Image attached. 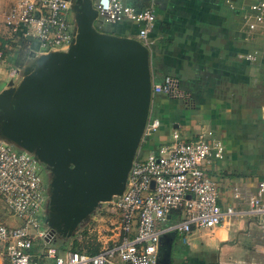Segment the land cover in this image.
I'll list each match as a JSON object with an SVG mask.
<instances>
[{
    "label": "built area",
    "instance_id": "2783aa9c",
    "mask_svg": "<svg viewBox=\"0 0 264 264\" xmlns=\"http://www.w3.org/2000/svg\"><path fill=\"white\" fill-rule=\"evenodd\" d=\"M7 1L8 8L0 14V30L26 39L28 52L32 50L34 55L61 50L71 42L74 34L67 0ZM148 1L146 7L136 9L122 0H94L93 8L105 23H136L138 41L151 54L154 41L149 32L156 16L153 0ZM243 2L240 31L246 42L256 45L236 57L256 63L264 58V0ZM4 62L0 49V68ZM150 89L151 96L171 94L174 81L168 75L157 80L152 74ZM158 124V119L148 116L123 191L104 205L105 227L94 228L99 234L94 253L45 244L38 215L44 187L36 161L0 143V201L8 213L21 220L16 227L0 222V264H156L162 234L178 233L181 242L188 243L184 234L192 228L212 231L247 215L258 217L256 231L264 239V179L254 188L245 183L232 184L229 194L235 207L226 203L216 181L207 173L222 158L221 140L211 129L200 126L191 138L181 139L173 130L168 142L145 149ZM259 252V260L237 264H264V246Z\"/></svg>",
    "mask_w": 264,
    "mask_h": 264
},
{
    "label": "water",
    "instance_id": "95a60500",
    "mask_svg": "<svg viewBox=\"0 0 264 264\" xmlns=\"http://www.w3.org/2000/svg\"><path fill=\"white\" fill-rule=\"evenodd\" d=\"M67 1L71 42L30 50L0 89V137L48 167L42 219L48 235L64 238L122 193L150 112L152 75L138 40L98 32L90 0ZM173 235L160 236L156 264H171Z\"/></svg>",
    "mask_w": 264,
    "mask_h": 264
},
{
    "label": "crops",
    "instance_id": "0c3cea01",
    "mask_svg": "<svg viewBox=\"0 0 264 264\" xmlns=\"http://www.w3.org/2000/svg\"><path fill=\"white\" fill-rule=\"evenodd\" d=\"M243 1L245 0H222L221 2L215 0H153L155 16L158 14L159 17L155 18L156 21H154L149 36L151 37L154 33V39L161 43V48L157 50L153 46L152 51L154 50V55L157 57L153 67L155 73L152 74L157 80L171 74L174 77L170 76L174 81V94L181 95L179 97H168V94L163 93L155 95L157 102L154 103V108H158L162 118L159 119L150 114L151 117L158 119L159 124L157 130L148 139L147 148L159 144L156 139L163 136L162 131L159 130L161 125H168L169 118H171V121H173L172 119H186V110L191 108L189 102L192 103L191 106L193 107L195 103L200 102L202 99L203 102H206L205 108L208 110L206 115L211 120L208 127L200 124L198 128L204 126L212 131L213 128H216L220 140L221 138L224 140L231 139L232 145L236 147V150L231 152L232 155L230 156L232 165H239L241 162L244 163L250 159L256 161L260 155L264 159V136L261 135L264 125L260 121L264 117V104L259 107L260 122L254 120L251 123L245 121L246 118L243 117L244 113L242 112L246 107H237L231 111L235 104L239 106V102L236 103V101H239L238 98L229 100L220 96L225 92L231 94L235 91L237 93H234L233 96L235 94L244 95L245 61L238 59L236 56L237 53L243 52L256 44L252 41L246 42L244 33L240 31V8L244 3ZM122 2L132 5L134 0H122ZM202 4L206 7H203ZM111 25L115 31L122 34H136L138 27L136 23L127 20ZM7 59L9 62L13 60V57ZM161 66H164L163 73L158 74L156 70H160L161 68L158 67ZM256 66L262 68L264 62L260 60L256 62ZM189 71L192 73L190 80L183 75L184 72ZM0 74L5 75L3 65L0 68ZM255 76L261 78L262 75L257 73ZM177 79L182 81V88L178 87ZM191 83L195 84L193 88L190 86ZM203 91L206 96L200 93ZM176 126L173 125V127ZM259 126H262V129ZM194 134H189L185 139L191 138ZM245 145L246 147H244ZM224 153L223 146L220 160L224 159ZM215 172L226 173L224 169L219 168L217 165L211 166L207 170V173L211 175ZM262 172L264 177V171ZM227 175L228 173L225 174V176ZM262 179H255V182L250 185L247 182L245 184H248L247 186L250 188H254L256 183ZM103 207L90 219L92 224L97 220L104 221L99 216ZM248 223L247 221L243 233L247 232ZM83 226L78 228L82 229ZM96 227L103 228L105 226L97 225ZM96 227L94 226V228ZM228 227L229 223L218 226L215 228L216 230L209 231L212 233L210 236L218 237V240L224 241L226 235L220 234V231ZM230 229L231 232H234V228L230 227ZM182 244L187 246L190 243L188 241V243ZM263 244L264 239L259 237L257 232L256 239L245 247L247 253L234 263L259 260L262 257L259 251L264 246ZM231 245L236 246L235 242ZM36 249L34 248L33 251L36 252ZM193 261L194 264H198L195 258H193ZM214 264H220V262L215 260Z\"/></svg>",
    "mask_w": 264,
    "mask_h": 264
},
{
    "label": "rangeland",
    "instance_id": "374dc122",
    "mask_svg": "<svg viewBox=\"0 0 264 264\" xmlns=\"http://www.w3.org/2000/svg\"><path fill=\"white\" fill-rule=\"evenodd\" d=\"M215 1L221 2L222 0H215ZM93 2L94 0H90L92 7H93ZM8 5L9 4L7 0H0V14L3 10H6L8 8ZM202 6L206 7V5L204 4H202ZM158 17L159 15L157 14L156 18ZM92 26L98 32L118 35V36L126 35L128 37L138 40L136 34H128V33L122 34L115 31L111 24L103 22V20H101V18L98 15H96L95 18L93 19ZM0 31L5 34V35L3 34L4 36L6 37L9 36V34L4 29H1ZM155 33L157 32L155 31ZM153 35L151 36L154 41L153 46L155 47V49L159 50L161 48V43L155 40L154 39L155 36ZM17 49H18L17 47H15L14 45L11 46L8 43L6 47V54L8 53L10 55H13V52H15ZM22 52L24 53L25 51L23 50ZM16 55L17 54H14L13 56ZM20 56H22V54ZM23 56H24L23 62H25L28 58V51L27 53L25 52ZM150 56H151L150 68H153L155 66L154 64L156 63V57H157L154 55V50L151 52ZM12 61L13 60H10L9 62L11 64H9L7 63L8 59H6V61L3 64V70L5 71V75L0 74V89L4 86V84L10 77L8 76V72L10 70L20 68V66L23 63L22 62L19 65L18 64L13 65ZM158 68L161 69L156 70V72L158 74H162L163 73L162 69L164 68V66ZM152 73H155V71H152ZM189 73L191 76L189 75ZM183 75L184 77L186 76L189 80L192 77V73L190 71L184 72ZM169 76L174 78L171 74H169ZM12 77L15 78L16 74H14ZM18 78L19 77L17 76L14 81H16ZM244 80L245 81L243 83L246 89L256 88L259 89L258 90L259 92H263L261 89L262 84H259L258 81H256L255 69H248L245 73ZM176 81L178 82L177 84L178 87L182 88L183 87L182 81L181 80L179 81L178 79ZM190 86L191 88H193L195 84L191 83ZM200 93L203 96H206L204 91ZM234 93H237V91L231 94H229L228 92L220 94L221 97L227 98L229 100L238 98L237 100L239 101H236V103L239 102V106L235 104V107L233 106L234 108H231V111L232 109L234 110L237 107H245L250 103L253 105V101H257L258 103L264 104V96L260 95L259 93H258L259 94L258 97L256 98L254 97V95L249 96V94L251 95V91L245 92L244 95L241 96L240 94L239 95L235 94V96H233ZM180 95L181 94H175V96L178 97ZM157 97L159 96L157 95ZM187 98L189 99V96ZM150 100H151V105H150L149 115L152 114L153 116L161 119L162 118L161 112L158 110V108H154L155 101L153 95L151 96ZM189 105L191 108L186 110V119H182V120L172 119L173 121H171V118H169L170 120L168 121L169 123L168 125L164 124L159 127V130L162 131L163 136L156 139L157 143L168 142L172 130L176 131L181 139H185L189 134L196 133L199 129L198 126L200 124H203L207 127L210 125L211 119L209 118V116L206 115L208 111L205 108L206 102H203V100L201 99L200 102L195 103L193 107L191 106L192 105L191 102H189ZM262 119L263 121L262 120L261 121L264 125V117ZM174 124L177 126L173 127ZM260 129H262V126L260 127ZM213 132H214V136L220 139V135L216 128L215 129L213 128ZM261 135L264 136V129L261 130ZM0 140L3 141L9 147H11L14 151H19V152L23 151L22 149H20L19 147L10 143L8 140L2 137H0ZM221 141H222V145L224 146L225 155H224V159L217 161L215 165H217L219 168L224 169V172H226L225 174L228 173V175L225 176V174H220V172L219 173L215 172L212 175V178L216 181L218 185V189H219L218 191L221 197L225 199L226 203L231 204L235 207V201L231 199V195L229 194V187L232 184L239 185L246 182L249 183L250 185L252 182H255V179H258L259 177H263L262 171H264V159H262L263 157L260 155L256 159V161H252V159L248 158L250 160H247L244 163L241 162L239 165H232V159L230 158V156L232 155L231 152H234L236 150V147L232 145L231 143L232 141L230 138L227 140L221 138ZM244 147H246V145ZM146 148H147V144L145 149ZM36 170L43 187L47 188V185L50 180V173L48 167L41 162H36ZM102 206L104 205L102 204ZM45 207L46 206L44 204L38 210V215L40 217V228L45 231V237L48 236V240H45V244L62 249H67L68 247L73 248L74 247L73 242H77L79 245H81V243H88L91 246L98 244L97 240L99 234L95 229L92 228H94V226L96 227L97 225L104 226V224L108 222L102 211L103 209L106 210L107 208L106 206H104L103 209L101 210V213L99 214V216L105 220L104 223L101 222L100 220H97L96 222H94V224H92L91 220H89L87 224L84 227H82V229L78 228L69 238H64L54 232L48 235L49 229L46 223H44L42 219V215L44 214ZM181 219H183V216L181 217ZM0 221L4 223L6 226H11V227H16L21 224V220L17 216L8 213V211L4 208L1 201H0ZM247 221H249L247 232L243 233L242 231L246 229ZM257 221H258V217L255 215H247L237 220H231V222L229 223V227L220 231L221 232L220 234L226 235V239L224 241L218 240V237H211L210 235L212 233L209 232L208 228H198V229L192 228L191 231L184 234L186 240H188L190 243L189 245L185 246L181 242L182 235L175 233L173 235V239L171 242L170 263L194 264L193 258H195V261H197L198 264H214L215 260H217V262L219 261L220 264H235L234 262H236L240 257H243L247 253L245 252L246 250L245 247L247 246V244L256 239L257 231H256L255 223ZM230 227L234 228V232H231ZM233 242H235L236 246L231 245V243Z\"/></svg>",
    "mask_w": 264,
    "mask_h": 264
},
{
    "label": "trees",
    "instance_id": "16d2710c",
    "mask_svg": "<svg viewBox=\"0 0 264 264\" xmlns=\"http://www.w3.org/2000/svg\"><path fill=\"white\" fill-rule=\"evenodd\" d=\"M148 0H134V3H132L131 6H133L134 8L136 9H140V8H144L148 5ZM128 21V20H127ZM137 30V29H136ZM118 32V31H117ZM4 33H1L0 31V49L2 50V53H3V56L5 58V61L8 57H13V61H12V64L13 65H19L23 62L24 60V54L25 52L27 53V41L26 39H23V38H17L15 36H9V37H6L3 35ZM9 43V45H14L15 47H17L18 49L13 52V55L14 54H17L19 53V55L17 56H13V55H10V54H6V47H7V44ZM25 51L24 53L22 52L23 50ZM22 54V56H20ZM15 57V58H14ZM262 62H264V58L261 59ZM9 63V62H7ZM11 64V63H9ZM244 67L246 68V71L248 69H255V75L257 73H260L262 76L261 78H258L256 77V81H258L259 84H262V91L263 92H259L258 90L259 89H256V88H251V89H246V88H243V92H249L251 91V95L249 94V96H253L256 98L258 97V95H262L264 96V67L262 68H258L256 66V63L255 64H249L248 62H245L244 64ZM151 70L153 71V68H151ZM256 93V95H255ZM259 93V94H258ZM154 101L157 102V98L155 97L154 95ZM263 105L262 103H258L257 101H253V105L250 103L248 106H245V110H243L244 112V118H246L245 121H249V122H254L255 121H259V107ZM261 121V120H260ZM259 121V122H260ZM263 121V120H262ZM261 121V122H262ZM261 126H259L260 128ZM260 179L264 178V177H259ZM1 222V221H0ZM84 233V232H82ZM73 248H69L68 249H71V250H74V251H78V252H88V253H94L98 250V244H95L94 246H91L89 245L88 243H81V245H79L77 242H73Z\"/></svg>",
    "mask_w": 264,
    "mask_h": 264
},
{
    "label": "flooded vegetation",
    "instance_id": "af4514ba",
    "mask_svg": "<svg viewBox=\"0 0 264 264\" xmlns=\"http://www.w3.org/2000/svg\"><path fill=\"white\" fill-rule=\"evenodd\" d=\"M168 97H178V96H175L174 93H171V94H168Z\"/></svg>",
    "mask_w": 264,
    "mask_h": 264
}]
</instances>
